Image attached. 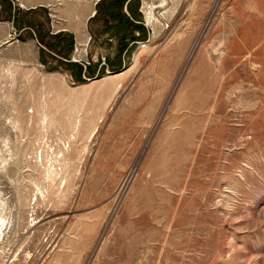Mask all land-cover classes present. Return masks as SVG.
<instances>
[{"label": "rangeland", "instance_id": "rangeland-1", "mask_svg": "<svg viewBox=\"0 0 264 264\" xmlns=\"http://www.w3.org/2000/svg\"><path fill=\"white\" fill-rule=\"evenodd\" d=\"M95 1L0 0V264H264V0Z\"/></svg>", "mask_w": 264, "mask_h": 264}, {"label": "crops", "instance_id": "crops-1", "mask_svg": "<svg viewBox=\"0 0 264 264\" xmlns=\"http://www.w3.org/2000/svg\"><path fill=\"white\" fill-rule=\"evenodd\" d=\"M100 1L101 0H96L95 1V4H97V5H99V3H100ZM114 1V0H113ZM133 0H125L124 1V6L126 5V6H129V4L132 2ZM86 38V36L85 35H81L80 36V39H81V41L83 42V40Z\"/></svg>", "mask_w": 264, "mask_h": 264}, {"label": "water", "instance_id": "water-1", "mask_svg": "<svg viewBox=\"0 0 264 264\" xmlns=\"http://www.w3.org/2000/svg\"><path fill=\"white\" fill-rule=\"evenodd\" d=\"M107 73H112V72H110V71L108 72V71H107ZM114 73H117V72H114Z\"/></svg>", "mask_w": 264, "mask_h": 264}, {"label": "bare ground", "instance_id": "bare-ground-1", "mask_svg": "<svg viewBox=\"0 0 264 264\" xmlns=\"http://www.w3.org/2000/svg\"><path fill=\"white\" fill-rule=\"evenodd\" d=\"M145 46H146V44H145ZM108 74H111V73H108ZM104 77V76H103Z\"/></svg>", "mask_w": 264, "mask_h": 264}]
</instances>
